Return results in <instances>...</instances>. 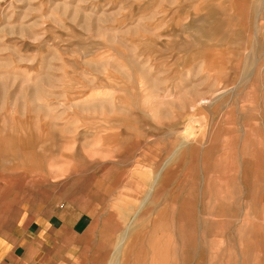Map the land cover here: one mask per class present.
Here are the masks:
<instances>
[{"label": "rangeland", "instance_id": "374dc122", "mask_svg": "<svg viewBox=\"0 0 264 264\" xmlns=\"http://www.w3.org/2000/svg\"><path fill=\"white\" fill-rule=\"evenodd\" d=\"M58 213L63 264H264V0H0V233Z\"/></svg>", "mask_w": 264, "mask_h": 264}, {"label": "crops", "instance_id": "0c3cea01", "mask_svg": "<svg viewBox=\"0 0 264 264\" xmlns=\"http://www.w3.org/2000/svg\"><path fill=\"white\" fill-rule=\"evenodd\" d=\"M81 223L82 218L71 221L58 213L20 233H0V264H63L65 239L80 232Z\"/></svg>", "mask_w": 264, "mask_h": 264}, {"label": "bare ground", "instance_id": "6f19581e", "mask_svg": "<svg viewBox=\"0 0 264 264\" xmlns=\"http://www.w3.org/2000/svg\"><path fill=\"white\" fill-rule=\"evenodd\" d=\"M208 126V125H207Z\"/></svg>", "mask_w": 264, "mask_h": 264}]
</instances>
